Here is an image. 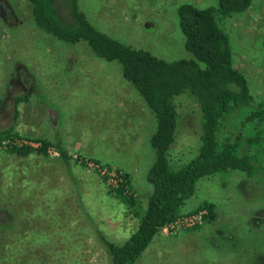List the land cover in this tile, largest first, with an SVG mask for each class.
<instances>
[{"label":"rangeland","instance_id":"obj_1","mask_svg":"<svg viewBox=\"0 0 264 264\" xmlns=\"http://www.w3.org/2000/svg\"><path fill=\"white\" fill-rule=\"evenodd\" d=\"M185 3L204 9L217 1L80 4L102 32L173 61L191 57L177 17ZM253 4L225 24L236 68L261 101L264 0ZM80 45L62 44L37 30L27 0H0V134L10 131L12 136L0 147V264H109L99 232L124 243L138 227L134 212L145 210L153 191L148 182L155 160L152 114L123 78L120 65ZM178 108L179 133L171 153L176 165L199 146L193 103L181 98ZM38 139L52 144L46 155L11 152L14 147L40 148ZM62 141L69 162L58 150ZM90 163L112 176L126 170L138 207L130 210L111 197L113 181ZM240 174L201 180L188 207L210 202L216 217L195 228L157 235L136 264H264V175L249 181Z\"/></svg>","mask_w":264,"mask_h":264},{"label":"trees","instance_id":"obj_2","mask_svg":"<svg viewBox=\"0 0 264 264\" xmlns=\"http://www.w3.org/2000/svg\"><path fill=\"white\" fill-rule=\"evenodd\" d=\"M27 1L37 30L65 45L85 44L99 59L120 65L123 78L143 98L154 119L150 144L155 160L148 171L153 191L145 210L134 212L138 227L124 243L116 244L99 232L109 264H136L155 237L179 219L207 211L204 222H211L216 217L214 204L188 207L201 180L233 173H241L247 180L258 173L264 175V98L255 99L247 77L236 68L225 24L249 12L254 0H216L204 9L188 3L179 6V28L191 57L173 61L99 30L83 10L82 0H67L65 5L60 0ZM181 98L189 99L197 111L199 146L197 154L176 165L171 153L179 133ZM21 102L16 99V104ZM10 133L0 134V147ZM36 142L40 148L14 147L11 152L46 155L52 144ZM58 150L69 162L68 152ZM124 172H116L123 182L111 187L109 195L131 210L139 202L129 190L130 176Z\"/></svg>","mask_w":264,"mask_h":264},{"label":"built area","instance_id":"obj_3","mask_svg":"<svg viewBox=\"0 0 264 264\" xmlns=\"http://www.w3.org/2000/svg\"><path fill=\"white\" fill-rule=\"evenodd\" d=\"M88 165L91 169L96 170L99 173H101L103 176L108 177V179H111L113 181V184L112 183L111 184H112V187L114 188H117L119 184L123 182V178L117 173L115 174L116 176L115 175L112 176V173L108 169L102 168L101 166L95 165L94 163H90ZM207 214H208L207 211H202L198 214L179 219L177 222L173 223L172 225L167 226L163 230V232L164 233H175L184 228L185 229L195 228L204 223L205 221L204 219H205V216H207Z\"/></svg>","mask_w":264,"mask_h":264},{"label":"crops","instance_id":"obj_4","mask_svg":"<svg viewBox=\"0 0 264 264\" xmlns=\"http://www.w3.org/2000/svg\"><path fill=\"white\" fill-rule=\"evenodd\" d=\"M253 5H254V4H253ZM62 144H64V145H63L64 147L62 146V148H63V149H66V150H68V147H67V146H65V143H63V141H62ZM76 149H79V146H77V148H76Z\"/></svg>","mask_w":264,"mask_h":264}]
</instances>
